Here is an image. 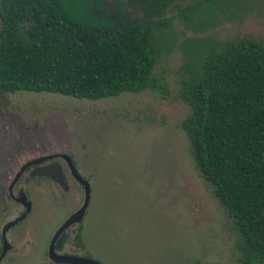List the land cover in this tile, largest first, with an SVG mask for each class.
Listing matches in <instances>:
<instances>
[{
	"label": "rangeland",
	"instance_id": "rangeland-1",
	"mask_svg": "<svg viewBox=\"0 0 264 264\" xmlns=\"http://www.w3.org/2000/svg\"><path fill=\"white\" fill-rule=\"evenodd\" d=\"M123 2L130 21H162L150 32L156 49L150 75L159 86L97 99L0 93V152H26L25 142L41 141L72 153L91 185L94 247L109 259L242 263L249 253L244 239L195 163L181 90L227 43L264 44V0Z\"/></svg>",
	"mask_w": 264,
	"mask_h": 264
},
{
	"label": "trees",
	"instance_id": "trees-1",
	"mask_svg": "<svg viewBox=\"0 0 264 264\" xmlns=\"http://www.w3.org/2000/svg\"><path fill=\"white\" fill-rule=\"evenodd\" d=\"M105 2L0 0V91L97 99L158 87L150 75L156 58L150 32L162 21H130L123 0ZM201 68L181 90L195 163L252 262L264 264V44L227 43Z\"/></svg>",
	"mask_w": 264,
	"mask_h": 264
},
{
	"label": "flooded vegetation",
	"instance_id": "flooded-vegetation-1",
	"mask_svg": "<svg viewBox=\"0 0 264 264\" xmlns=\"http://www.w3.org/2000/svg\"><path fill=\"white\" fill-rule=\"evenodd\" d=\"M21 90L51 92L13 91ZM25 144L30 148L26 152H0V264H120L96 252L90 226L91 185L72 153L41 141ZM69 163L88 184L86 201L84 185L73 176ZM251 253L242 263L210 264H259L252 262Z\"/></svg>",
	"mask_w": 264,
	"mask_h": 264
},
{
	"label": "water",
	"instance_id": "water-1",
	"mask_svg": "<svg viewBox=\"0 0 264 264\" xmlns=\"http://www.w3.org/2000/svg\"><path fill=\"white\" fill-rule=\"evenodd\" d=\"M69 168L71 173L73 174V176L81 183L84 185V200L86 201L88 198V184L87 182L82 179L76 172L75 168L71 165V163H69ZM0 204H1V194H0ZM83 207V206H82ZM82 210V208L79 210V212L75 213L74 215H72L66 222L65 224L69 223L70 221H72L74 218H76L79 214L80 211ZM62 228V227H61Z\"/></svg>",
	"mask_w": 264,
	"mask_h": 264
}]
</instances>
